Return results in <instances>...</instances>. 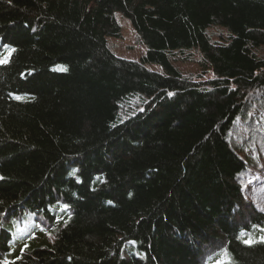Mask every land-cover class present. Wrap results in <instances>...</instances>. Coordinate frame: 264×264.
Segmentation results:
<instances>
[{"label":"trees","instance_id":"obj_1","mask_svg":"<svg viewBox=\"0 0 264 264\" xmlns=\"http://www.w3.org/2000/svg\"><path fill=\"white\" fill-rule=\"evenodd\" d=\"M116 11L140 61L108 47ZM194 49L198 79L172 62ZM4 58L0 262L264 264L241 181L264 140L234 132L264 135V0H0Z\"/></svg>","mask_w":264,"mask_h":264},{"label":"rangeland","instance_id":"obj_2","mask_svg":"<svg viewBox=\"0 0 264 264\" xmlns=\"http://www.w3.org/2000/svg\"><path fill=\"white\" fill-rule=\"evenodd\" d=\"M115 16L119 25L121 27L120 36H108L107 44L108 47L118 56L123 57L125 59L140 61L147 52L146 46L142 43L138 33L134 29L131 21L127 18L121 11H116ZM224 35L225 32L218 29H209V34L212 36L214 40H218L221 34ZM176 53V52H175ZM201 55L197 50H190L184 53H177L172 56L173 64L185 75L192 76L195 79H198L202 74V69L200 65ZM146 66L153 71H162V68L158 64H146ZM205 76V75H203ZM212 74L209 73L204 79L211 77ZM257 94L260 91L256 92ZM259 96L256 97V100ZM252 98V96H251ZM251 115H256V112H251ZM255 116L252 120L253 129L261 128L259 123L256 122ZM261 122H264V116L261 117ZM243 126L241 123L237 124V128L235 132V140H239L243 136L247 135V133H252L258 136L260 139L264 140V135L260 132H243ZM257 139V138H255ZM240 141V140H239ZM253 144H257L258 147L251 149V146L248 148H244V151L241 152L242 155L246 157L248 165L243 172L245 175L241 177V181L246 183L248 187H246L245 191L247 193V197L249 199L254 198V201L257 204L264 206V145L258 141H254ZM261 156V157H258ZM252 158L253 160L249 159ZM255 157V158H254ZM252 162H256L259 166L251 165ZM251 196V197H250ZM252 201V199H251ZM261 210V208H258ZM17 231V227L13 229V232ZM3 264V263H2ZM5 264V263H4Z\"/></svg>","mask_w":264,"mask_h":264},{"label":"snow or ice","instance_id":"obj_3","mask_svg":"<svg viewBox=\"0 0 264 264\" xmlns=\"http://www.w3.org/2000/svg\"><path fill=\"white\" fill-rule=\"evenodd\" d=\"M10 51H13V50H10ZM0 63H7V58H4V59H2V60H0ZM171 95V94H170ZM67 206L65 205V208H66ZM261 241H264V237H261ZM254 241H252L251 239H249V240H245L244 241V243H246V244H251V243H253ZM220 264H230V262L229 261H221L220 262Z\"/></svg>","mask_w":264,"mask_h":264},{"label":"bare ground","instance_id":"obj_4","mask_svg":"<svg viewBox=\"0 0 264 264\" xmlns=\"http://www.w3.org/2000/svg\"><path fill=\"white\" fill-rule=\"evenodd\" d=\"M136 100V99H135ZM141 106V105H140ZM135 108V107H134ZM142 114V113H141ZM236 121V120H235ZM37 239V238H36Z\"/></svg>","mask_w":264,"mask_h":264}]
</instances>
